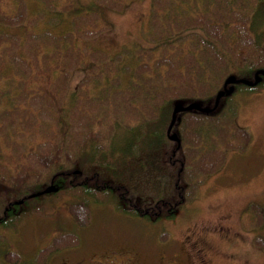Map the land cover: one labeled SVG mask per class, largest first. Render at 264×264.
Here are the masks:
<instances>
[{
  "label": "trees",
  "instance_id": "1",
  "mask_svg": "<svg viewBox=\"0 0 264 264\" xmlns=\"http://www.w3.org/2000/svg\"><path fill=\"white\" fill-rule=\"evenodd\" d=\"M49 1L51 6L45 5L42 0L28 2L30 10L31 7H37L33 8L34 13L30 12L29 16L23 11L15 13L13 17L0 15V46L10 42L6 53L12 55L17 72L27 74L28 65L29 72L36 74L34 82L39 81L37 90L18 85L14 92L7 93L10 90L6 88V81L9 78L16 80L15 73L12 74L10 66L0 60V226L4 229L14 227L25 212L23 208L28 207V201L47 194L44 190L50 185L57 189L55 192H48L51 195L66 190L69 186H65L67 180L78 184L77 188L87 202L103 203L114 199V202H118L115 207L127 215L151 221H157L161 216L174 218L177 206L185 201L183 196L177 199L179 191L190 195L193 190L186 186L196 187L199 177L207 178L217 166L219 168L226 148L240 154L244 152L250 134L234 123L236 102L232 95L254 94L264 86V79L255 86L235 84L234 91L223 97L218 107L211 112H178L172 127L179 139L178 148V144L169 140L166 133L172 110L176 105L189 103L202 108L212 107L216 92L222 88L224 79L229 74L251 78L256 70L264 69V22L261 21L264 6L247 14L241 8L236 11L229 9L230 0H223L225 8L220 5L216 7L218 19L210 20L205 11L207 7L195 9L199 0H188V10L182 6L183 0H167L168 8L179 10L180 16L186 15L187 21L181 25L178 23L176 28L162 27L156 33L154 26L157 19L159 21L156 15L160 11L157 4L161 0H152L148 26L142 30V44L135 43L131 48H122L110 58L94 47H85L84 50L72 47L67 49L64 58L59 48L67 47V41L72 39L73 33L78 34V39L85 43V34L95 36L98 31L105 32L106 26L97 24L98 29L93 33L92 29L81 26L80 16L75 17L72 22L73 14L67 16L54 3L56 0ZM119 1L112 0L115 4ZM250 1L247 0L248 6L252 4ZM208 2L211 3L212 0ZM17 5L25 8L22 1ZM96 7H88V13L96 12ZM123 8L121 4V9ZM229 14L231 17L227 19ZM64 16L68 20L65 18L63 21ZM256 25L261 27V31L256 30ZM12 26L20 29L21 34L11 32ZM70 26L73 33L62 34ZM183 42L186 43L184 48L189 45V49L180 47ZM160 50H165L168 54L158 62L164 65L166 71L163 74L156 72L151 74L152 77L145 78L142 74L150 72L152 68L144 58L151 57ZM40 61L47 64V70L40 68ZM59 65L64 67L55 73ZM76 67H82L83 75L74 90L70 91L67 88L68 80ZM41 72L48 74L43 78L44 84L40 83L42 80L37 76ZM6 77L9 78L5 79ZM88 89L95 91H89L91 97L87 93ZM141 93L146 99L142 109L149 111L145 115L139 110L140 106L128 105L130 98L140 99ZM110 99L114 100L111 106L108 102ZM109 107L114 109L116 115L122 111L118 119L113 121L107 116L105 110ZM127 111H131L133 118L124 115ZM156 114L159 115L158 125L154 126L155 132L152 133L156 141L150 146L156 153H153L154 158L159 154L160 165L172 174L174 188L167 196H162L159 193L161 191H158L155 200H147L152 205L141 202V206H152L149 210L142 211V207L133 202L134 194L126 184L106 182L103 178V181L95 182L81 176L86 172L88 161L104 167V172L115 175L116 167L106 164L104 157L112 155L118 131L123 130L120 135H126L127 129L132 133L133 128L128 122L138 128L148 117H155ZM115 124L125 128L120 126L116 129ZM227 128L231 131L228 132ZM140 131L135 135H139ZM211 132L219 135L218 138L225 144V150L213 149L200 139ZM30 134L40 135V144L36 143L38 136L31 137ZM75 136L78 141L74 140ZM214 143L215 140L210 142L211 145ZM199 145L206 148L201 153L197 150ZM159 148L161 150L158 153ZM140 153L144 154L137 152L132 155L137 158L142 155ZM83 156L86 159L81 162ZM123 165L129 167L126 163ZM140 165L142 168L146 166L144 160H141ZM157 170L154 162V174ZM90 172L94 176L101 173L97 170ZM75 177L76 179H71ZM145 177L143 173L141 178ZM95 179L97 180L96 177ZM118 188L121 193L116 190ZM95 191L104 198L93 200ZM35 193L40 194L32 197ZM173 197L178 200L176 205L170 203ZM123 199L121 204L119 200ZM125 206L130 210L125 209ZM247 209L250 210L251 217L259 219L257 223L260 222L261 215L260 227L264 226L263 206L252 203ZM258 239L260 238L257 237L254 243L257 246L264 241V238L263 241ZM197 242L200 244L199 240L195 241ZM200 247L195 250H200Z\"/></svg>",
  "mask_w": 264,
  "mask_h": 264
},
{
  "label": "rangeland",
  "instance_id": "2",
  "mask_svg": "<svg viewBox=\"0 0 264 264\" xmlns=\"http://www.w3.org/2000/svg\"><path fill=\"white\" fill-rule=\"evenodd\" d=\"M19 1L25 4L26 9L17 7ZM31 1L35 0H0V15L13 17L15 13L23 11L29 16L30 12L34 13L33 8H37L31 7L32 11L30 10L28 2ZM42 1H45V5L51 6L49 0ZM151 2L152 0H120L115 4L112 0L54 1L67 16L74 15L72 22L75 17L80 16L81 26H84V29H92L95 33L98 29H96L97 24L102 23L106 26L105 32L98 31L95 36L92 34L89 37L85 34V43L78 39V34L72 32L71 26L63 30L62 34L73 33L72 39L67 41V47L59 48L64 58L67 49L72 47L82 50L85 47H94L110 58L122 48H131L135 43L142 44V30L147 28ZM251 2L252 4L248 6L247 0H230L229 9L236 11L241 8L242 12L246 11L249 14L257 7L264 6V0H251L249 3ZM197 4L199 5L195 4V9L207 7L205 11L208 12L210 20L218 19L217 5L225 8L223 0H212L211 3L208 0H199ZM157 6L161 12L156 15V18H159L154 26L156 33L162 27L176 28L178 23L181 25L187 21L186 15L180 16L179 10L168 8L167 0H161ZM182 6L187 7L188 10V0H183ZM88 7L94 9L96 7V12L88 13ZM67 16L62 20L64 21L65 18L68 20ZM230 17L229 14L227 19ZM26 19L32 23L28 17ZM262 20L264 22V12L261 15ZM15 22L14 20L13 23ZM255 27L257 31H261L260 26ZM10 31L21 34V30L13 26ZM252 32L255 34L253 30ZM185 44L183 42L180 47L184 50L189 49V45L184 48ZM9 45L10 42H5L0 46V60L10 66L16 78V80L5 78H9L6 81V88L10 92L7 93L14 92L18 85L29 90H37L39 81L34 82L36 74L32 75L29 72L28 65H26L27 74L17 72L12 55L6 53ZM249 48L251 49V46ZM167 56L165 50H160L151 57L146 56L144 60L152 70L142 75L146 78L152 77L151 74L156 72L163 74L166 68L158 62ZM63 67L59 65L55 73ZM22 68L24 69V66ZM40 68L47 70V64L40 61ZM47 75V72L37 75L42 80L41 84L45 83L43 78ZM82 75V67H76L68 80V90H74ZM89 91L90 89L87 93L90 96ZM232 98L236 102L234 123L250 134L244 152L240 154L234 150H227L224 142L218 138L219 135L212 132L201 137L200 139L213 149L226 148L225 154L222 156L219 168L217 166L207 178L199 177L197 179L199 184L196 187L185 185L193 190L190 195L185 194V196L178 190L177 199L183 196L185 201L177 206L174 218L161 216L157 221H151L135 215H127L115 207L118 202H114V199L103 203L87 202L83 193L78 190V184L67 180L65 186L68 184L69 186L66 190L55 195L44 193L38 199L28 201L26 205L28 207L23 208L25 212L14 227L4 229L0 226V264H264V239L262 240L264 226L260 227L261 215L260 222L257 223L259 219L251 217L250 210L247 209L252 203L264 206V86L254 94H233ZM145 101V95L141 93L140 99L130 98L128 105L140 106L139 110L145 115L149 113L148 109H142L143 106L145 107ZM108 102L111 106L114 100L110 99ZM113 106L115 107V104ZM110 110L109 107L105 112L113 121L122 113L121 111L116 115L113 108ZM124 115L133 118L131 111L125 112ZM158 118V114L147 119L144 117L146 120L138 128L128 122L133 130L130 133L127 129L126 135H120L123 130L118 131L112 155L108 154L109 158L107 155L104 157L106 164L116 167L115 175L104 172V167L88 161L86 172L81 177L91 178L89 180L95 182L104 179L106 182L118 185L126 184L134 194L132 198L136 199L133 202L142 207L140 208L142 211L149 210L152 206L147 205L152 204L147 200H155L158 191H161L159 193H162V196H167L174 188V183L171 182L172 174L160 165L159 154L154 158L155 151L150 146L156 141L152 133L155 132L154 126L158 125ZM97 126L96 124V128ZM120 126L125 128L123 125L115 124L116 129ZM227 129L228 132L231 131L230 128ZM137 131H140L139 135H135ZM30 135L33 137L36 134ZM37 136L39 139L36 143L40 144L42 138L40 135L35 137ZM74 140L78 141L77 136ZM212 140H215V143L211 145ZM197 148L200 153L202 149H206L201 145ZM160 150L161 148L158 153ZM137 152L144 154L140 153L142 155L135 158L132 154ZM81 158H79L81 162L86 159L84 156ZM141 160L146 164L144 168L140 165ZM154 162L158 167L155 174ZM123 163L128 164L129 167L126 168ZM90 170L101 173L94 176L90 174ZM143 173L146 175L145 179L141 178ZM116 190L121 193L119 188ZM97 193L98 191L94 192L93 200L104 198ZM178 200L173 197L170 203L176 205ZM123 201L124 199L119 200L121 204ZM141 202H146L147 205L141 206ZM125 209L130 210L128 206H125ZM256 234L258 236H255ZM255 237L260 238L258 240H262L263 243L259 246L255 245ZM197 240L200 244L195 243ZM199 247L200 250H195ZM8 248L10 250L7 251Z\"/></svg>",
  "mask_w": 264,
  "mask_h": 264
},
{
  "label": "water",
  "instance_id": "3",
  "mask_svg": "<svg viewBox=\"0 0 264 264\" xmlns=\"http://www.w3.org/2000/svg\"><path fill=\"white\" fill-rule=\"evenodd\" d=\"M262 78H264V70L263 69L257 70L254 73V80L253 81H250L247 79H237L234 75H229L228 77H226V79L223 83L222 89H220L216 93L215 98H214V103H213V106L211 108H202L201 106H199L195 103H189L185 106L176 105L172 110L171 122L169 123L167 130H166V133H167L169 140L176 142L178 144V147H179V139H178L177 135L175 133L170 134L173 123L175 121V115L178 112L190 111V110H196V111H201V112H210L212 110H215L219 104V100L225 96H229L233 92L234 84L243 83V84H246L248 86H253V85L258 84ZM56 190L57 189L55 186L50 185L44 191L48 193V192H55ZM39 194L40 193H35V194H32L31 196L34 197V196L39 195Z\"/></svg>",
  "mask_w": 264,
  "mask_h": 264
},
{
  "label": "flooded vegetation",
  "instance_id": "4",
  "mask_svg": "<svg viewBox=\"0 0 264 264\" xmlns=\"http://www.w3.org/2000/svg\"><path fill=\"white\" fill-rule=\"evenodd\" d=\"M262 81H263V80H262ZM262 81H261V82H262ZM261 82H259V83H261Z\"/></svg>",
  "mask_w": 264,
  "mask_h": 264
}]
</instances>
